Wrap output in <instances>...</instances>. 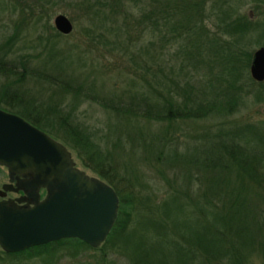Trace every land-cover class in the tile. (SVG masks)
<instances>
[{
  "label": "trees",
  "instance_id": "1",
  "mask_svg": "<svg viewBox=\"0 0 264 264\" xmlns=\"http://www.w3.org/2000/svg\"><path fill=\"white\" fill-rule=\"evenodd\" d=\"M205 1L81 0L75 2L85 16L99 21L98 27L94 23L84 28V34L88 38L86 46L75 52L73 47L64 49L55 42L45 43L37 51L39 64L32 67L28 66L26 60L32 54L24 52L25 44L15 47L14 56L7 55V51L0 52V72L19 75L21 83L27 78L33 79L40 82L41 91L51 90L46 98H39L41 91L35 97L26 90L8 87L2 92L5 101L12 102L16 99L26 101L24 104L0 102V106L9 112L21 115L61 141L70 151L80 150L84 154L90 151L91 155L84 165L111 181L110 175L104 173L102 168L105 166V160H111V165H114L112 152L108 146L103 150L98 145L102 146L99 142V134L90 133L88 126L76 120L73 115L81 102H97L104 109L116 114L115 116L123 117L131 123L136 120V126L129 124L127 126L130 129L136 128L137 131L140 130L141 120L169 123L180 119L198 120L215 112L230 110L231 105L235 103L231 93L224 92L221 87L218 88L214 75L206 77L205 74L200 73L206 68L212 73L214 54L216 63L224 65L222 62L227 61L223 53V44H220L216 37V39L210 38L212 34L209 35V30L204 24L210 16L216 15L214 4L206 9ZM203 8L208 11L204 12ZM88 21L91 23V20ZM225 24L224 29L227 32L240 29L237 24L230 22ZM51 33L56 36L61 35L55 28ZM11 46H14V41L11 42ZM99 46H102L105 52L101 53ZM90 47L97 50L98 56H104V53L115 54L121 68L119 69L117 65L114 68L123 74L124 85L121 88L115 83L112 89L104 90V85L98 84L96 77L89 81L90 72L81 69L84 68L82 66L87 65L86 49ZM3 48L4 46L0 45V51ZM69 64L81 68L68 69ZM222 103L225 105H221ZM219 105L226 106L225 110L219 109ZM259 130L257 131L259 140L245 135L240 140L239 136L237 139L236 136L231 135L237 131L219 129L210 136L215 137L212 141L217 140L216 145L212 144L207 148L227 153V156L219 157L217 163L224 162V166H230L229 173L236 172V169L240 173L245 172L247 170L245 166L254 158L258 160L257 165L259 162L264 165V143H261L264 140V130ZM114 131L109 130L108 134H105V140L116 145L119 138H112ZM154 138L159 145L162 138L156 136ZM253 151L257 153L253 154ZM82 154L76 153L79 160H82ZM237 176L238 181L243 182L246 179L241 174ZM113 188L119 197L120 208L125 201L116 184H113ZM175 195L176 193L171 195L169 200L160 203V206L157 205L154 212L149 210L148 213L142 214L138 226L144 229L145 223V233L127 232L129 219L127 218L121 226V213L118 209L113 227L106 240L97 248H92L78 238H63L13 253L0 249V258L30 254L32 250H44L62 242L66 246H73L76 243L100 250L111 237L117 235L118 238L121 236L122 249L131 252L132 264H191V260L198 259L197 255L200 257L197 264H222L224 261H228V264H244L239 259L242 255L238 244V236L243 228L241 223L235 221L234 217L229 219L221 215L222 213L214 208H211L210 220L200 218L195 212L193 214L190 212L184 217V206ZM239 212L240 210L236 209L233 215ZM156 213L160 217L159 220L156 216L153 217ZM180 216L186 221L189 219L192 225L187 222L181 223L178 219ZM169 227L179 230L177 233H181L180 236L188 245L199 247L198 253L190 250L189 246L181 245L176 239H168L172 236ZM188 230L191 231L190 234ZM152 231L155 235L154 239L151 235Z\"/></svg>",
  "mask_w": 264,
  "mask_h": 264
},
{
  "label": "rangeland",
  "instance_id": "2",
  "mask_svg": "<svg viewBox=\"0 0 264 264\" xmlns=\"http://www.w3.org/2000/svg\"><path fill=\"white\" fill-rule=\"evenodd\" d=\"M78 1L81 0H0V45L4 46L0 52L7 51V55L14 56L15 47L25 44L24 52L32 54L26 59L31 67L39 64L37 51L48 42H55L64 49L73 47L78 52L88 43L84 28L94 23L99 26L98 20L85 16L75 5ZM212 4L215 6L216 15L210 16L204 24L209 35L212 34L210 38H217L223 44L227 61L222 62L224 65L216 63L214 54L212 73L207 68L200 73L206 77L214 75L218 88L221 87L224 92L228 91L233 95L235 103L231 105V109L225 110L226 106H221L225 103H222L218 107L225 112H215L198 120L180 119L170 123L141 120L140 130L137 131L136 128L130 129L127 126H136V120L131 123L123 117L115 116L116 114L104 109L97 102L84 101L73 115L76 120L88 126L90 133L99 134L102 146L98 145L103 150L108 146L112 152L114 165H111V160H105L102 168L104 173L110 175L111 181L84 165L91 155L90 151L84 154L80 150H71V153L80 169L103 179L112 187L116 184L120 189L125 201L119 208L121 226L128 218L127 232L145 233L146 224H143L145 230L138 226L142 214L149 210L154 212L157 205L160 206V203L169 200L176 193L175 196L184 206V217L195 212L200 218L210 220V211L214 208L221 215L229 219L234 217L235 221H239L243 227L238 236L240 254L242 253L239 259L244 264H264V165L260 162L257 165L258 160L254 158L245 166V172L240 173L236 169V172L229 173L230 166H224V162L217 163V159L227 156V153L207 148L212 144L216 145L217 140L212 141L215 137L210 136L219 129L237 131L231 135L237 139L239 136L240 140L245 136L259 140L257 131L264 130V80H255L250 72L255 51L264 47V0H206L204 7L209 9ZM206 9L203 8L204 12L208 11ZM59 13L66 15L73 23V30L69 34L60 33L54 26V16ZM226 22L237 24L240 29L227 32L224 29ZM54 28L61 35L52 34ZM99 48L101 53L105 52L102 46ZM86 55L87 65L82 66L84 68L81 70L90 72L89 81L96 77L97 83L104 85V90L112 89L115 83L119 88L124 85L123 74L114 68L116 65L121 68L114 53L98 56L97 50L90 47L86 49ZM74 68L80 69L81 66L69 64L68 69ZM8 87L26 90L35 97L41 91L40 82L27 78L21 83L19 75L0 72V102L5 104H24L26 101H5L2 92ZM50 93L51 90H42L39 98H46ZM0 108L6 110L1 106ZM109 130H115L113 139L119 138L116 145L105 140V134ZM154 136L162 138L159 145ZM77 152L83 153L82 160L77 158ZM257 152L253 151V154ZM237 174L245 176V181H238ZM7 183V168L0 166V190ZM236 209L240 212L233 215ZM155 216L160 219L157 213L153 215ZM183 216L178 218L179 221L192 225ZM168 224H171L170 221ZM178 231L169 227L172 236L168 239H176L181 245L189 246L190 250L198 253L199 247L188 245ZM187 232L191 233L189 230ZM151 235L154 239L153 231ZM120 239L121 236L118 238L117 235L111 237L100 250L76 243L66 246L62 242L44 250H32L30 254L11 258L3 256L0 264H132L131 252L122 249ZM197 258L191 260V264H197L200 257L197 255ZM222 264H228V261Z\"/></svg>",
  "mask_w": 264,
  "mask_h": 264
},
{
  "label": "water",
  "instance_id": "3",
  "mask_svg": "<svg viewBox=\"0 0 264 264\" xmlns=\"http://www.w3.org/2000/svg\"><path fill=\"white\" fill-rule=\"evenodd\" d=\"M53 23L62 34L73 30L64 14L55 15ZM250 72L255 80H264V47L255 51ZM0 166L9 176L0 190L3 251L18 252L63 238H78L97 248L106 240L119 209L114 188L80 169L61 141L1 108ZM7 191L22 194L4 198Z\"/></svg>",
  "mask_w": 264,
  "mask_h": 264
},
{
  "label": "flooded vegetation",
  "instance_id": "4",
  "mask_svg": "<svg viewBox=\"0 0 264 264\" xmlns=\"http://www.w3.org/2000/svg\"><path fill=\"white\" fill-rule=\"evenodd\" d=\"M14 181H15V179H14ZM9 194H13V195H9ZM21 194H22L21 191H19V192L10 191V192L6 193V198H16V197L20 196Z\"/></svg>",
  "mask_w": 264,
  "mask_h": 264
}]
</instances>
